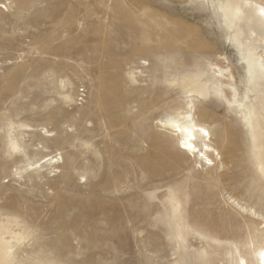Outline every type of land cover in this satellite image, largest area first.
I'll list each match as a JSON object with an SVG mask.
<instances>
[{"label": "rangeland", "instance_id": "obj_1", "mask_svg": "<svg viewBox=\"0 0 264 264\" xmlns=\"http://www.w3.org/2000/svg\"><path fill=\"white\" fill-rule=\"evenodd\" d=\"M228 1L0 0V223L23 237L4 264H257V93ZM183 26L194 41L165 47ZM193 75L205 98L182 86ZM191 99L219 152L212 166L179 154L159 122Z\"/></svg>", "mask_w": 264, "mask_h": 264}, {"label": "bare ground", "instance_id": "obj_2", "mask_svg": "<svg viewBox=\"0 0 264 264\" xmlns=\"http://www.w3.org/2000/svg\"><path fill=\"white\" fill-rule=\"evenodd\" d=\"M262 8H264V0H229L223 7L222 13L227 30L232 32L234 41L245 51L247 62L254 71L252 83L257 96H255V102L249 111L248 124L252 131L253 147L257 153L258 168L264 174V51L262 52L263 56L255 53V47L260 46L264 48V15H261L260 12ZM196 31L193 27L186 28L185 26L181 27V29L176 28L175 30L169 28L165 32L166 37L169 38V42H164V46L169 48L176 47L174 45L180 40H183L184 43L192 42V40L194 41L192 38L197 35ZM182 34L184 35L182 36ZM256 44L258 45L256 46ZM152 47L154 46L152 45ZM148 50L149 48H146L144 45L142 51L147 52ZM227 72L228 68L218 66L216 75L221 79L227 77L226 82L229 84L232 80V75L226 76ZM60 85L61 89H64L63 80H60ZM182 86L192 96L196 95L205 98L208 93L206 85L199 81V77L194 75L182 80ZM63 97L67 98L68 95L65 94ZM192 101L191 99L186 102L184 113L182 111L178 112L177 119L159 122L160 125L170 128L177 137L175 148L179 154L195 155L196 158L204 160V163L212 166L215 164L214 160L218 157L219 152L211 142L210 131L190 117L189 112ZM206 112V110L202 109L201 114L205 115ZM160 137L162 135L152 136L150 138L153 142L151 146L157 148V144H161L158 141ZM185 144H190L191 147H184L183 145ZM10 145L13 148L20 147L14 140L10 141ZM42 147L38 144L37 148ZM47 161L48 163L44 164ZM58 161V157L53 160V156H51L41 164H44L43 166L49 165V172H51L55 170L57 165L55 166L54 164H57ZM37 162H40V160H37ZM41 164L39 165L41 166ZM3 233L10 235V238L0 237V264H4L7 260L9 261L13 239L18 241L23 238L20 232H14L7 225L0 223V234L3 236ZM261 253H264V244L260 245L258 250L255 251L257 264H264V258H262ZM241 264H246V261L241 259Z\"/></svg>", "mask_w": 264, "mask_h": 264}, {"label": "built area", "instance_id": "obj_3", "mask_svg": "<svg viewBox=\"0 0 264 264\" xmlns=\"http://www.w3.org/2000/svg\"><path fill=\"white\" fill-rule=\"evenodd\" d=\"M86 97V89L84 87H80L77 91L76 99L77 101H84Z\"/></svg>", "mask_w": 264, "mask_h": 264}, {"label": "snow or ice", "instance_id": "obj_4", "mask_svg": "<svg viewBox=\"0 0 264 264\" xmlns=\"http://www.w3.org/2000/svg\"><path fill=\"white\" fill-rule=\"evenodd\" d=\"M261 15H264V8L260 9ZM184 147H191L190 144L183 145ZM262 258H264V253H261Z\"/></svg>", "mask_w": 264, "mask_h": 264}]
</instances>
